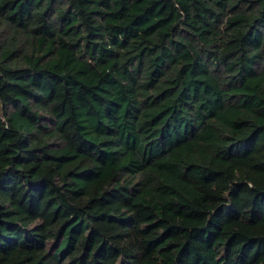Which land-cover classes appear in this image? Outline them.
<instances>
[{
	"label": "trees",
	"instance_id": "1",
	"mask_svg": "<svg viewBox=\"0 0 264 264\" xmlns=\"http://www.w3.org/2000/svg\"><path fill=\"white\" fill-rule=\"evenodd\" d=\"M0 264H264V0H0Z\"/></svg>",
	"mask_w": 264,
	"mask_h": 264
}]
</instances>
